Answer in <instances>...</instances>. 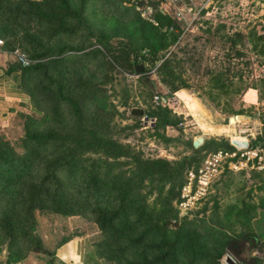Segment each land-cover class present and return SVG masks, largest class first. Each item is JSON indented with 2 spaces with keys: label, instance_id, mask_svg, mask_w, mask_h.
Segmentation results:
<instances>
[{
  "label": "rangeland",
  "instance_id": "obj_1",
  "mask_svg": "<svg viewBox=\"0 0 264 264\" xmlns=\"http://www.w3.org/2000/svg\"><path fill=\"white\" fill-rule=\"evenodd\" d=\"M70 1L81 17L67 22L74 32L48 38L44 19L31 18L37 39L50 48L34 59L15 8L0 14L1 46L23 70L27 96L0 118V137L21 154L26 132L42 138L54 128L68 140L54 139L53 157L74 155L78 136L96 138L104 149L84 147L31 210H9L0 194V256L23 262L35 256L39 264L40 256L78 236L90 242L92 255L119 264L159 250L179 264H222L226 254L237 264H264V87L258 80L260 97L250 88L232 99L226 87L264 76V40L237 44L251 59L248 78L224 73L232 32L255 27L264 39V0ZM248 42L263 52L249 51ZM16 49L28 58L26 68H39L27 74ZM173 53L175 85L160 68ZM243 60L231 64L245 69ZM133 63H143V72ZM218 70L217 81L211 74ZM220 83L225 87L213 88L215 101L199 88ZM135 107L144 115H131ZM199 136L204 142L194 148ZM39 145L43 154L44 141Z\"/></svg>",
  "mask_w": 264,
  "mask_h": 264
},
{
  "label": "trees",
  "instance_id": "obj_2",
  "mask_svg": "<svg viewBox=\"0 0 264 264\" xmlns=\"http://www.w3.org/2000/svg\"><path fill=\"white\" fill-rule=\"evenodd\" d=\"M28 6V9L24 7ZM8 8V12H13L14 8L16 11V20L20 21V27L23 29V36L27 39L28 44L31 46V49L28 50L31 54V58H39L40 56H46L50 53V48L46 47L42 41H39L36 37L35 32L31 29L30 20L33 15H40L41 18L44 19V33L46 37L52 38L58 36L60 34L74 32L75 28H72L69 24H67L68 20L71 18H78L81 20V17L75 13L71 1L70 0H43L37 5H33L29 1L19 2L17 1L13 4L10 0H0V14L4 13L5 8ZM40 9V11H37ZM22 15V16H21ZM25 21H24V20ZM53 28V29H52ZM50 29H52L51 35L49 34ZM244 33L241 31L232 32L227 42L229 43L227 54L225 56L227 60V66L224 68V73H226L227 79L230 80L229 77H234L238 75L241 78H248L250 73L252 72V68L250 67L251 59L249 56L245 55L243 50L237 48V44L241 43L245 45V40H250L249 38H253V40H264L262 39L263 36L257 34L256 28L252 27ZM250 44V42H248ZM4 47V46H3ZM261 46L258 43L252 42L249 47V51L254 52L256 55L258 53H262L263 49L259 50ZM120 48L125 49L126 46L123 44ZM247 50V46H245ZM61 49H64L62 47ZM44 51V53H42ZM186 54V52H185ZM178 58L177 53H173L168 56L163 63L161 64L160 68L164 72L165 80L175 85V73L172 70L174 65L178 64L176 59ZM242 58L246 59L245 62V69H241L238 64H231L233 59ZM136 57L135 55L130 56L128 59L130 62H133ZM145 59V58H143ZM142 59V60H143ZM181 62V60H180ZM136 63H133V68ZM22 66V65H21ZM18 70H20V86L23 89L25 80L23 78V70L21 71L20 67L15 66ZM25 68L27 74L35 72L39 66L38 64H31L26 68V66H22ZM213 71H209L208 73L211 74ZM220 70L215 71L214 74H211L213 78L217 81L221 78ZM246 75V76H245ZM253 78V77H252ZM255 79V78H254ZM262 82L264 87V76H259V78L252 80L249 83H241V85H235L234 82L231 80L230 84H227V88L229 89L230 98H234L236 95H240L242 93L245 94L250 88H254L258 90L259 97H260V89L256 86L257 81ZM177 87V86H175ZM223 88L225 85L223 83L215 84L211 86H204L201 85L199 88L206 91L211 100L215 101V96L217 93L213 92V88ZM198 90L197 88H195ZM247 90V91H246ZM24 91V89H23ZM25 92V91H24ZM245 92V93H244ZM200 94L201 92L198 91ZM57 124L56 128L63 125L60 119V116L56 118ZM54 128L47 131L45 136L40 138L38 132L29 131L26 132L24 142H25V151L23 153H17L14 148L9 144V142L5 141L3 138L0 137V194L3 195V198L11 204L9 210H17L19 209L18 205H25L27 206L28 210H31L35 205H39L41 201L45 198L46 193L50 190L53 183H57L58 179H55L57 174L61 171L67 170L71 167L73 160H75V156L82 153L84 147H91L87 148V151L94 150V151H103V146L100 144L99 140L95 138V142H91L90 140H86L81 136H78L79 146L75 148L74 155L66 156L65 151H62L56 154L54 157L52 156V151L49 148V145L54 144L57 141L66 142L68 138H65L67 134L63 133H56L53 132ZM58 134V135H57ZM80 137V138H79ZM77 138V137H75ZM53 139V140H52ZM54 139H57L54 140ZM44 141V147L46 151L43 154H40V145ZM241 147H244V143L241 142ZM91 144V145H90ZM90 145V146H89ZM40 154V155H39ZM74 165L76 164V160L74 161ZM93 184V183H92ZM30 187L32 190V195H26L22 193L24 190ZM12 218L7 219L8 222H11ZM10 227V224H9ZM11 229L6 231V235H12ZM137 241H133L131 243H136ZM174 254V253H172ZM175 255V254H174ZM105 260H109L114 262L115 264H119L118 262L114 261V258L106 259L100 255ZM127 264H179L175 256H172L170 251L168 250H159L157 254L151 256L150 258H145L142 262H128ZM237 264V263H236Z\"/></svg>",
  "mask_w": 264,
  "mask_h": 264
},
{
  "label": "crops",
  "instance_id": "obj_3",
  "mask_svg": "<svg viewBox=\"0 0 264 264\" xmlns=\"http://www.w3.org/2000/svg\"><path fill=\"white\" fill-rule=\"evenodd\" d=\"M11 53L0 44V118L5 117L13 107L27 100L20 86V70L15 68ZM256 91V90H255ZM256 96L252 103L256 102ZM90 242L86 238L74 236L52 250V255L39 257V264H115L88 251ZM0 256V264H38V257L29 262L23 260H6ZM41 262V263H40Z\"/></svg>",
  "mask_w": 264,
  "mask_h": 264
},
{
  "label": "water",
  "instance_id": "obj_4",
  "mask_svg": "<svg viewBox=\"0 0 264 264\" xmlns=\"http://www.w3.org/2000/svg\"><path fill=\"white\" fill-rule=\"evenodd\" d=\"M143 70H144L143 63H136L134 65V71L136 73H141V72H143ZM130 114L131 115H142L143 116L144 115V109L137 108V107L132 108L130 110ZM232 118L233 117H230V121H231ZM204 139H205L204 136H199L196 139H194L193 142H192L193 147L196 148L199 145H201L204 142ZM263 247H264V242H263ZM222 264H236V261L234 260V258L231 255L226 254L224 256V258H223Z\"/></svg>",
  "mask_w": 264,
  "mask_h": 264
},
{
  "label": "built area",
  "instance_id": "obj_5",
  "mask_svg": "<svg viewBox=\"0 0 264 264\" xmlns=\"http://www.w3.org/2000/svg\"><path fill=\"white\" fill-rule=\"evenodd\" d=\"M0 44H2V40L0 39ZM12 54L16 55L17 60L19 61V63L22 66H27L29 64V60L28 58L25 56V54H23L22 52H20L19 50H14L12 52ZM156 99H158V97H155Z\"/></svg>",
  "mask_w": 264,
  "mask_h": 264
}]
</instances>
